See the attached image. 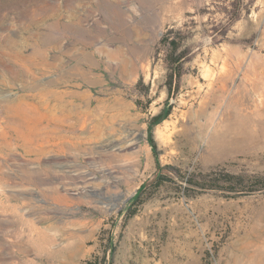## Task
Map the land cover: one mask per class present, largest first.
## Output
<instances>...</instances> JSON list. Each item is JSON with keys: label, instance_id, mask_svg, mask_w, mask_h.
Wrapping results in <instances>:
<instances>
[{"label": "rangeland", "instance_id": "rangeland-1", "mask_svg": "<svg viewBox=\"0 0 264 264\" xmlns=\"http://www.w3.org/2000/svg\"><path fill=\"white\" fill-rule=\"evenodd\" d=\"M104 255L264 264V0H0V264Z\"/></svg>", "mask_w": 264, "mask_h": 264}, {"label": "bare ground", "instance_id": "bare-ground-1", "mask_svg": "<svg viewBox=\"0 0 264 264\" xmlns=\"http://www.w3.org/2000/svg\"><path fill=\"white\" fill-rule=\"evenodd\" d=\"M109 56V55H108ZM67 93L66 92H55L54 94V99L56 100V105H53L54 106V109H52V111L54 110H64L68 104V100H67ZM64 117L68 116V112L65 111L64 114H63ZM60 117V116H58ZM53 130V133H56V128L53 127L52 128Z\"/></svg>", "mask_w": 264, "mask_h": 264}, {"label": "trees", "instance_id": "trees-1", "mask_svg": "<svg viewBox=\"0 0 264 264\" xmlns=\"http://www.w3.org/2000/svg\"><path fill=\"white\" fill-rule=\"evenodd\" d=\"M166 118L165 111H162L159 115L154 118V122L152 123V127L156 124L161 123ZM150 140H152V134L150 135ZM86 264H106V256H96L94 259L88 261Z\"/></svg>", "mask_w": 264, "mask_h": 264}]
</instances>
